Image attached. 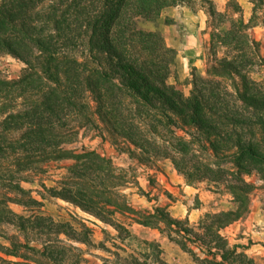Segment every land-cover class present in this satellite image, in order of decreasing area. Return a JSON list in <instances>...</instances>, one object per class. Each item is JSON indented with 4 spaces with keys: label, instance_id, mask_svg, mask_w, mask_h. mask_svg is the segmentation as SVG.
<instances>
[{
    "label": "trees",
    "instance_id": "16d2710c",
    "mask_svg": "<svg viewBox=\"0 0 264 264\" xmlns=\"http://www.w3.org/2000/svg\"><path fill=\"white\" fill-rule=\"evenodd\" d=\"M198 1L208 6L212 22L222 18L210 0ZM246 1L252 6L250 23L264 20V0ZM192 2L0 0V57L9 55L25 66L15 80L0 74V264L82 263L72 252L78 248L64 239L90 244L89 232L83 237L71 224L32 210L43 204L23 183L37 179L49 198L110 226L121 244L135 223L158 230L194 264H256L222 234L248 209L253 188L244 176L264 175V90L250 79L253 56L240 48L237 37L247 26L240 18L221 35L211 34V66L206 78L193 79L185 98L167 85L175 50L137 25L139 18L152 20L166 7ZM219 48L225 51L221 58ZM222 79L230 85L215 89ZM88 99L96 120L88 115ZM89 128L141 165L169 160L189 184L216 183L223 169L219 162L230 160L229 175L241 183L226 186L238 203L236 211L207 213L191 224L172 217L167 208H134L122 193L133 181L128 170L94 150L66 148ZM62 161L71 162L66 175L57 187H46L41 181L46 165ZM11 205L30 214L15 213ZM6 227L15 233L7 234ZM112 246L116 251L101 244L110 254L102 264H150L151 254L159 257L153 244L150 253L127 254L115 242Z\"/></svg>",
    "mask_w": 264,
    "mask_h": 264
},
{
    "label": "rangeland",
    "instance_id": "374dc122",
    "mask_svg": "<svg viewBox=\"0 0 264 264\" xmlns=\"http://www.w3.org/2000/svg\"><path fill=\"white\" fill-rule=\"evenodd\" d=\"M210 2L214 10L222 14V18L215 22H212L207 13L208 6L202 5L198 0H193L190 5L166 7L152 20L144 18L137 20L140 30L159 34L165 44L176 52L167 85L188 98L192 91L193 79L206 78V70L211 66L208 50L211 34L221 35L241 18L247 28L245 30L239 28L237 37L239 36L238 40L241 45L243 44L240 48L253 56L252 63L247 66L249 77L264 90V20L250 23L252 6L246 0H210ZM237 5L241 9L240 13H237ZM224 52V49L219 48L218 58L223 57ZM24 68L22 62L9 55L0 57V74L8 80L18 79ZM220 82L219 88L214 84L213 87L222 91L223 87L230 85L227 79H222ZM87 102L88 115L96 120L94 104L90 99ZM177 134L189 140L183 132ZM66 148L77 151L83 148L94 150L111 160L116 168L128 170L133 181L122 189V193L138 210L152 212L157 207L167 208L172 217L187 219L191 224H195L207 213L236 211L238 207V203L226 188L227 182L233 186H241L238 177L229 175L234 168L230 160L219 162L223 169L219 171V176L215 179L216 183L204 180L189 184L169 160L160 158L150 164L141 165L137 161L130 160L127 155L117 152L109 141L100 138L98 131L93 128L82 129L76 142ZM70 163V161H62L46 165L47 173L43 175L41 181L48 188L57 187V182L66 175V167ZM244 179L253 188L249 195L248 209L240 220L227 226L222 234L230 245L239 246V251H244L252 257L256 264H264V175L253 171L251 175L244 176ZM39 181L37 179L32 184L23 183V188L31 191L33 198L42 201V207L32 210L52 217L57 222L71 224L82 233L83 237L89 232L90 244L72 243L62 237L65 245L78 248V251L72 252L81 256V264H102V259L109 258L110 254L100 246L103 244L105 248L116 251L112 246L113 242L127 254L150 253V244L158 246L159 257L156 258L151 254L150 264H194L188 254L158 230L150 227L131 224L128 226L130 236L124 244H121L116 240L117 233L114 229L70 203L49 198L38 185ZM38 192L43 193L45 199L42 200ZM238 194L240 198L244 197L242 193ZM11 209L18 214H30L21 206L11 205ZM6 228L7 234L15 233L12 227ZM1 242L4 243L2 240Z\"/></svg>",
    "mask_w": 264,
    "mask_h": 264
},
{
    "label": "crops",
    "instance_id": "0c3cea01",
    "mask_svg": "<svg viewBox=\"0 0 264 264\" xmlns=\"http://www.w3.org/2000/svg\"><path fill=\"white\" fill-rule=\"evenodd\" d=\"M14 260V259H13ZM15 261V260H14Z\"/></svg>",
    "mask_w": 264,
    "mask_h": 264
}]
</instances>
